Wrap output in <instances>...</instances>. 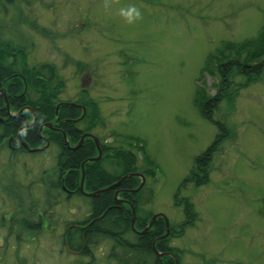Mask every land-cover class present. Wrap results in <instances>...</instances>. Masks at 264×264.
I'll return each mask as SVG.
<instances>
[{"label": "rangeland", "instance_id": "1", "mask_svg": "<svg viewBox=\"0 0 264 264\" xmlns=\"http://www.w3.org/2000/svg\"><path fill=\"white\" fill-rule=\"evenodd\" d=\"M61 1L65 9L57 15L60 28L73 27L62 31L78 33L72 41L63 38L61 43H67L76 58H87L93 69L88 70V65L83 72L65 68L66 90L61 99L75 100L88 88L107 123L97 134L105 141L133 147L140 167H144L143 152L136 148L141 140L145 142V153L157 167L147 185L155 188L156 195L150 208L145 199L141 209L164 213L173 229H180L185 217L190 220L196 212L190 226L185 224V233L172 239L184 250L181 264H264V69L250 78L234 76L235 69L246 67L241 64L246 52L236 47L217 53L224 41L240 42L257 35L264 26V0H113L108 9L104 0ZM131 5L139 8L142 19L129 24L119 9ZM6 6L0 9L3 19ZM45 59L52 63L48 56ZM219 64L232 67L229 76L237 82L233 86L247 85L227 88L231 103L223 99L211 111L212 121L223 123L227 136L231 132L236 136L217 146L220 151L211 160L210 182L194 187L191 176L200 173L193 165L195 158L201 153L202 159L209 158L207 149L219 133L211 119L200 114L195 91L202 88L204 98L217 94L223 81L208 69L215 70ZM33 159L38 161L40 156ZM182 200L188 203L182 204L180 213L176 207ZM4 203L0 199V222ZM62 211L69 210L63 205L55 208ZM23 216L17 212L13 222L19 224ZM13 225L0 223V264L80 261L68 249L70 242L59 241L55 225L49 229L19 226L16 235L9 233ZM105 249L102 241L99 250Z\"/></svg>", "mask_w": 264, "mask_h": 264}, {"label": "trees", "instance_id": "2", "mask_svg": "<svg viewBox=\"0 0 264 264\" xmlns=\"http://www.w3.org/2000/svg\"><path fill=\"white\" fill-rule=\"evenodd\" d=\"M11 1L0 0V9L5 4L7 5L5 18L3 19L0 16V120L2 118L5 122L12 124L7 127L3 126L0 121V129L7 128L0 130V132H8L5 137H8V134L12 135L11 133H15L13 135L14 139H20L24 146L12 151L6 147L0 152V185L12 186V192L0 193L1 201H5L3 206L5 212L2 214L0 223L9 222L14 224L9 229V233L15 232L14 235L19 231V226L29 229H41L47 226V229H49V227L55 225L63 233L67 229L64 222L72 217L78 218L79 216L77 213L75 216L72 215L73 210L81 212L80 215L82 216L84 212H88L90 206H95L98 219L96 227L103 230H93L91 232L86 241L89 250L77 255L81 259L79 262L76 260L75 264H175L173 257L165 255V250H169L176 258L177 263L181 264L184 250L173 245L172 238L176 237V235L180 237L183 232L167 235L165 231L166 220L163 221L162 218H159L156 224L154 222L151 225L152 222L149 221V219L151 220L149 217L154 213V211H151L152 209H146L148 214L145 223L135 214L137 208H140V203H144L145 199L149 203L148 206L150 208V204L156 195L155 188L151 184H148V187L143 180L145 177V181L149 182L150 179L155 178L157 170L155 163L154 165L151 164L145 153V142L143 140H141V147L136 149H142L143 159L141 161L144 167L138 165L137 151L134 150L122 152L119 156L117 153L115 156H118V158L111 163L115 162L114 167L108 168L104 161H111V159L110 157H104L105 160L99 159L96 151L97 146L93 140L97 136L93 134V139L91 141L88 140V145L82 147V150H76L74 152L75 157L68 160L72 163L73 168H76L78 181H81V183L78 182L76 184L79 192L75 196H72L62 187L61 181H58L53 175H48L55 170L56 159L58 158L59 161L64 159L61 153L64 150L65 139L60 135L56 141H52L50 146L46 140L45 145L36 146L42 140L38 137L37 129L31 133L30 128L36 120L49 127L51 123L56 122L57 118L81 116L83 110L80 107L71 109V106L69 107L68 104L63 102L59 105L61 100H64L61 98L66 90L67 77L66 75L64 76V71L66 70L65 68L70 67L69 69L73 68V70L76 69L78 72H83L87 65L88 70L93 71V69L90 67L87 58H76L68 50L67 43H61L63 38L65 39L64 41H68V38L72 41L78 35L76 31L69 34L62 31L63 29L67 31L72 29L73 31L75 29L73 27L60 28L63 25L60 24L57 15L60 17V14L63 13L65 7L63 8L61 4L65 6L64 1ZM69 1L74 2V0ZM25 7H28V10ZM50 13L56 16L54 17L55 22L53 21L54 19H51ZM31 15H34V21ZM49 20L52 21L51 24L46 23ZM77 31H80V29ZM236 47L241 52H246L244 62L241 63L242 65L245 64L246 67L243 68L236 65L240 69H235L234 76L243 74V76L250 78L260 74L264 69V26L260 28L254 37L245 38L240 42L224 41L218 48L220 52L217 51V53L220 55L223 51L222 48L234 50ZM66 52H68V55H65ZM45 55H49L52 58V63H42L47 62L46 59L41 60ZM248 55L250 60L247 59ZM62 58H66L63 65L60 63ZM253 59L259 61L252 63ZM220 64L216 65L215 70L208 69L211 75H217L223 81L222 86H217V94L204 98L205 95L202 88L197 87L195 91L196 102L200 104L198 108L200 114L209 120L211 119V121L214 120L211 113L213 108H217L220 102L226 98L231 103V97L229 93L228 95L225 94V90L227 88L230 89L236 82L234 81V76H229L232 72V67ZM207 65L210 66L209 61ZM205 67L208 68V66ZM232 81L234 82L232 83ZM238 83L241 85L240 87L247 85V82L244 85L241 82ZM233 87L236 89L240 88L237 86ZM79 96L83 102L82 105L86 108L83 122L92 124L94 127L97 123L99 127L101 126L100 128H104L107 123L100 116L99 105L91 97L89 89L83 88ZM6 103L9 108H7ZM22 110H24L23 113H21ZM12 113H15L16 116H12ZM212 122L216 125L219 133L215 136V143L207 149L209 158L204 157L203 159H206L204 163L201 158L202 153L195 158L193 165L200 173L193 172L196 173L197 177H195V174L191 176L193 181L190 184H193L194 187L207 185L210 182L211 160L213 155L220 151L217 146L230 142L236 136L232 132L231 135L228 134L227 136L225 126L220 121ZM120 137L125 138L124 136ZM130 138L133 137L130 136ZM30 140L32 143H30ZM134 140L139 141V138L135 137ZM67 141L70 142V139L68 138ZM3 154L7 156L5 159ZM34 155H37L38 158L40 156V160H34ZM200 160L202 163L197 168L196 165L201 162ZM96 164L98 165L96 166ZM127 164H129V167L126 169ZM134 165L135 168H133ZM203 165L204 170L201 169ZM127 171L140 172L142 176L133 175L128 177L124 175L120 178ZM95 172L98 177L102 178V185L96 188L86 183V175L88 173L93 175ZM28 183L32 185V192L30 189L20 188L21 185L26 186ZM67 184L69 187L73 185L69 182ZM117 187L121 189L119 194L116 193ZM47 188H49L48 195H40V189L47 190ZM95 191L98 193L97 196H100L96 202L91 195ZM143 194L145 195L144 198H142ZM127 200L130 202L134 201L135 209L129 205ZM186 201L182 200L181 203L186 205L188 203ZM61 205L69 211L55 212V208ZM116 205L124 207L123 212L117 207H113ZM143 209H141V212H143ZM17 212L26 214V216L21 218L19 224L16 223L17 221L14 223L10 221L12 218L14 220L18 218L15 217ZM49 212L53 213V215H50ZM42 213H44L43 216H41ZM195 213L191 214V219L187 220L185 224L194 220ZM43 219H46L49 224L42 223ZM50 219L53 224H50ZM146 224L149 230L145 234H141L145 231L143 227ZM187 225L190 226L189 224ZM56 233L60 232L56 231ZM165 234L166 237H164ZM57 238H59V241L63 240V236H57ZM170 239L171 247L167 248V242L170 243ZM17 241L20 243L21 239L17 237ZM102 241H104L107 249L100 251L99 245ZM5 247L7 248L8 246L6 245ZM15 253L19 257L20 252L16 251Z\"/></svg>", "mask_w": 264, "mask_h": 264}, {"label": "flooded vegetation", "instance_id": "3", "mask_svg": "<svg viewBox=\"0 0 264 264\" xmlns=\"http://www.w3.org/2000/svg\"><path fill=\"white\" fill-rule=\"evenodd\" d=\"M47 56L49 58H51L49 55H46V57ZM46 57L44 56L41 60H43ZM42 63H50V62H42ZM80 98L81 97L78 96V98L75 100H61V103L63 102L64 104H68L69 107L71 106L70 107L71 109H73V107L75 109H78V107H80V109L83 110L81 116L63 117L62 119L57 118L56 122L52 123V125H50L49 127L45 126L44 123L37 122V120H36L34 125L30 128L31 133H33L34 130L37 129L38 137H40L42 140L36 146L45 145L46 141L49 143V146H50L52 144V141H56V139H58L60 135H62L63 138L65 139L64 150L61 153L63 155L62 158H64V159H63V161H59L58 158L56 157L57 158L56 162H55L56 168H54L55 170L51 171V173H49L48 175H53L58 181H61L62 187L68 193L72 194V196H75L76 194H78L79 191L76 187V184L78 182L81 183V181H78V172H77L76 168H73L72 163L69 162L68 160L75 157L74 152L76 150H82V147H85L86 145H88V143H89L88 140L91 141V139H93L92 138L93 134L97 136V141L95 139H93V140L95 141L96 146H97L96 151H97V155H99V159L105 160L104 157H110V159H111V161H108V160L104 161V164H106V166L108 168L114 167L115 162L113 164H111V163L114 160H116L118 158L119 154H121L122 152L134 151L133 147H129V146L124 147L121 144H117V142L115 140H113V141L103 140L99 136V134H97V130L103 131V129L105 127L100 128L98 126V124H97V127L96 126L94 127L92 124H88L87 122H83V118L86 114V108L82 105L83 102L80 100ZM6 105H7V103H6ZM7 108H9L8 105H7ZM21 109H24V108H21ZM21 109H19V110H21ZM23 111L24 110H22L21 113H23ZM0 121L3 124V126L8 127L9 125L12 124L10 122H5L2 118ZM36 127H38V128H36ZM2 129H7V128H1L0 130H2ZM108 129L109 128L106 127V130H108ZM112 131L116 132L114 130H112ZM7 133L0 132V137H1L0 138V152L3 151V148H6V147H8V149L12 151V150H18L17 148H21L24 146V144L22 143V141L20 139H17V140L14 139L13 135L15 133L14 134L11 133L12 135L8 134V137H5V134H7ZM68 138L70 139V142L67 141ZM22 140H23V138H22ZM30 143H32L31 140H30ZM67 149H68V151H67ZM117 153H118V156L116 157L115 155ZM3 155H5L4 156V159H5V157H7V156H6V154H3ZM57 156H58V154H57ZM97 165L98 164H96V166ZM128 167H129V164H127L126 169ZM133 168H135V165ZM95 170H97V169H95ZM89 172H91V170H89ZM96 172L93 175H91V173H88L86 175L87 176L86 183L88 185H90L91 187H94V188L102 185V178L100 176L98 177V174ZM134 173L140 174L142 176V174L140 172L127 171L125 174L121 175L120 178L123 177L124 175H129L128 177L133 176ZM143 180H144V182L147 183V181H145V177ZM31 182H33V181H31ZM67 182L73 184L72 187H69ZM30 183H28V185H26V186L21 185L20 188L21 189L25 188L27 190L30 189V191L32 192V185ZM13 186H15V185H13ZM148 187H149V185H148ZM49 188H47V190L46 189H44V190L40 189V193H41L40 195H42V196L48 195L47 193L49 192V190H48ZM116 190H117V192H116L117 194L121 193L120 188L117 187ZM6 191L12 192V186L11 185H0V193H6ZM91 195L94 197L95 202L97 201L98 198H100V196H97L98 193H96V191L94 192V194H91ZM178 202L179 201H175V203H178ZM128 203H129V205H131L135 209V207L133 205L134 201L133 202L128 201ZM180 205L178 207H176V210H178V211H180V213H182L184 208L182 207V203ZM113 207H117L119 210H121V212H123V210H124V207H122L120 205H116ZM49 213H50V215H53V213H51V212H49ZM76 213L79 214L78 218L72 217V218H70L64 222L65 226L67 227L66 231L63 233H56L55 235L59 236V237L63 236V239L64 238L66 239V243L70 242L71 247L76 248V249H72L71 247L67 246L68 249H70L72 252L76 253V255H79V254L89 250V248L86 244V241H87L88 237L91 235V232L93 230L100 231L103 229L96 227L98 219L96 216L97 210L95 209V206H90L88 209V212L87 213L84 212L82 214V216L80 215L81 212H78L76 210L73 212V215L75 216ZM155 213L156 212H154L153 214H155ZM135 214L142 222L145 223V219H146V216L148 214V212H146V209H143V212H141V209L137 208V211L135 212ZM43 215H44V213L41 214V216H43ZM151 217L152 216H150L149 218H151ZM159 218H162L164 221L163 217H156V219L154 220L155 224L158 222ZM185 220L187 221L186 217H185ZM185 220H183L182 223L179 224V226L182 225L180 227V229H173L171 227V225H174V224L170 225L171 222L169 221L170 233L175 235L176 233L178 234V230H180L179 232H181V230H184L185 222H186ZM10 221L12 222L13 218L10 219ZM45 221H46V219H43L42 223L48 225L49 223L47 221L45 223ZM149 221H150V219H149ZM50 222H51L50 224H53L51 219H50ZM186 224H188V223H186ZM143 228L145 230V232L143 234H145L149 230V227L146 224L145 227H143ZM138 230H141V229H138ZM56 231H57V228L55 227V232ZM176 236H178V235H176ZM167 243H168L167 248H170L171 244L169 242H167ZM165 252H166L165 255H167V256L170 255L171 257H173V254L169 250H165ZM92 264H94V263H92Z\"/></svg>", "mask_w": 264, "mask_h": 264}, {"label": "clouds", "instance_id": "4", "mask_svg": "<svg viewBox=\"0 0 264 264\" xmlns=\"http://www.w3.org/2000/svg\"><path fill=\"white\" fill-rule=\"evenodd\" d=\"M113 0H104V6L106 9L111 7ZM119 15L123 17L129 24L134 23L137 20L142 19V14L134 5L122 7L119 9Z\"/></svg>", "mask_w": 264, "mask_h": 264}]
</instances>
